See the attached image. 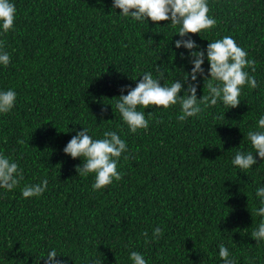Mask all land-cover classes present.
<instances>
[{
  "label": "trees",
  "instance_id": "1",
  "mask_svg": "<svg viewBox=\"0 0 264 264\" xmlns=\"http://www.w3.org/2000/svg\"><path fill=\"white\" fill-rule=\"evenodd\" d=\"M10 2L16 15L13 29L0 27V52L10 57L0 64V91H15L16 101L0 113V154L23 179L0 188V264H44L52 249L64 264H134L133 251L147 264H223L220 245L235 264H264V240L251 237L264 220L255 214L264 160L247 137L264 116V0H207L216 26L191 36L196 50L231 36L256 61L255 73L245 71L258 87L245 85L236 108L218 100L185 121L179 104L139 108L149 126L136 133L116 109L118 97L146 72L156 78L158 67L163 86L185 79L193 65L189 50L175 47L179 26L123 17L113 0ZM202 67L207 74L206 56ZM197 80L199 98L208 90ZM83 128L93 140L113 131L127 144L122 178L100 191L92 190L94 174L78 175L82 158L63 152ZM250 151V169L232 164ZM44 180L42 195L23 197L25 185Z\"/></svg>",
  "mask_w": 264,
  "mask_h": 264
},
{
  "label": "clouds",
  "instance_id": "2",
  "mask_svg": "<svg viewBox=\"0 0 264 264\" xmlns=\"http://www.w3.org/2000/svg\"><path fill=\"white\" fill-rule=\"evenodd\" d=\"M112 6L113 9H120L123 17H130L135 21L150 20L155 24L170 21L174 28L179 26L178 35L181 39L175 41V47L189 50L190 63L193 65L183 81L177 80L170 86L161 84L164 72L159 67L156 78L151 72H146L134 88H127V95L121 94L118 97L115 107L131 133H136L139 129L146 130L149 126L145 113L138 110L139 108L168 109L179 104L181 114L177 118L179 121H185L200 114L203 111L201 105L215 106L218 100L227 108H236L241 102L239 97L245 85L253 89L258 87L255 76H250L245 71L250 68L255 73L256 61L248 59V53L239 47L231 36L210 42L206 50H196L199 46L191 36L216 26V20L208 15L210 9L207 0H113ZM15 15V5L10 0H0V27L3 33L13 29ZM185 37L188 38L184 39ZM2 46L0 42V47ZM180 55L184 57L183 53ZM205 56L210 65L207 74L202 67ZM9 63L7 52H0V64L7 67ZM198 76L203 77L204 87L208 90L207 95L203 94L199 98ZM182 90L185 92L183 96L180 95ZM124 91L125 88H122L121 93ZM15 101V91H0V113H9ZM148 115L151 116L152 113L149 112ZM247 137L254 152L264 160V116L258 120L257 130L248 131ZM127 151L126 142L116 132L105 131L102 139L93 140L85 128L77 132L63 149V152L73 159L82 158V166L76 167L78 175L87 177L94 174L93 191H100L113 180L119 181L122 178L123 173L118 171V162L122 153ZM256 163L257 160L251 151L247 154L237 152L232 160V164L241 170L250 169ZM22 179L18 164L0 154V188L11 191ZM47 184L48 181L44 180L41 184L25 185L22 195L24 198L38 197L44 193ZM256 195L264 197V188L258 189ZM260 203L262 206L256 209L255 214L264 217V199H261ZM143 235L146 237L148 233L144 232ZM160 235L161 229H154L153 237L159 239ZM251 237L257 243L264 240V220H261L257 230L252 231ZM57 256V251L52 249L44 257V264H64ZM219 257L223 264H235V259L230 258V252L224 245L219 246ZM130 259L134 264H147L144 257L135 251L131 252Z\"/></svg>",
  "mask_w": 264,
  "mask_h": 264
}]
</instances>
